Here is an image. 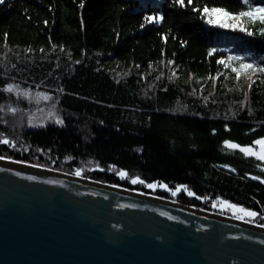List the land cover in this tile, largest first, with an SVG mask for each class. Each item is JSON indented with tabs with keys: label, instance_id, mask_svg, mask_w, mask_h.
Instances as JSON below:
<instances>
[{
	"label": "trees",
	"instance_id": "trees-1",
	"mask_svg": "<svg viewBox=\"0 0 264 264\" xmlns=\"http://www.w3.org/2000/svg\"><path fill=\"white\" fill-rule=\"evenodd\" d=\"M171 4L2 0L0 103L15 97L12 108L29 113L33 125L47 122L23 128L21 136L36 152L0 144V156L66 173L85 165L88 178L108 184H122L115 173L126 170L148 183L186 185L204 199L181 193L182 202L223 198L260 213L256 222L264 223V183L252 179H264V162L224 145L252 146L264 138V73L242 70L237 77L232 68L240 62L216 63L241 56L264 66V24L246 23L255 33L250 37L209 25L202 12L191 11L207 6L238 13L246 10L243 0ZM156 11L163 16L159 24L139 27L143 15ZM8 84L37 87L52 99L36 106L19 97L26 108L3 91ZM49 106L62 125L43 110ZM2 131L0 138L10 140Z\"/></svg>",
	"mask_w": 264,
	"mask_h": 264
},
{
	"label": "water",
	"instance_id": "water-1",
	"mask_svg": "<svg viewBox=\"0 0 264 264\" xmlns=\"http://www.w3.org/2000/svg\"><path fill=\"white\" fill-rule=\"evenodd\" d=\"M12 161L0 160V264H264L256 224Z\"/></svg>",
	"mask_w": 264,
	"mask_h": 264
},
{
	"label": "snow or ice",
	"instance_id": "snow-or-ice-1",
	"mask_svg": "<svg viewBox=\"0 0 264 264\" xmlns=\"http://www.w3.org/2000/svg\"><path fill=\"white\" fill-rule=\"evenodd\" d=\"M2 2V0H0ZM194 0H187V5L185 4V0H172L171 7L179 6L180 8H186L188 5H193ZM243 4L246 5V10H241L238 13H231L226 11L224 8L221 7H212L209 8L207 6H203L202 8L199 7H192L191 11L193 12H202L205 16L208 17L207 23L209 25L219 27L222 29H227L231 31H239L245 33L247 36H254L255 33L250 31L247 27H245L246 23L249 22H256L259 21L261 24H264V5L258 2H250V0H243ZM83 2H81L80 7L82 8ZM163 19L162 14L159 11H156L154 15L152 14H145L142 16V23L139 27L144 28L146 24L155 23L159 24ZM46 23V22H45ZM261 36H264V28L260 30L259 33ZM163 34H161V39H163ZM216 50L214 48H209L208 53L212 54ZM226 61H238L239 68H232V71L236 73L237 77H239L242 70H250V71H259L264 73V66H256L253 63L244 62V58L241 56H228L226 58H218L216 63L219 65H223L224 67H230L229 63ZM76 63H79L77 61ZM173 61L169 60L168 64H172ZM14 86L12 84H8L3 91L12 92ZM25 98L30 97V93L28 90H24ZM17 95L19 96L20 93L18 92ZM45 99H52L51 96L45 95ZM2 110V108H0ZM10 111L15 113L17 111L16 108H10ZM49 118H54V123L57 125H62L64 122L62 119L56 116L55 112L48 113ZM28 125L31 127H38L44 125H33L31 116L28 119ZM0 144L8 145L10 147H15V144L7 138H0ZM255 145L259 146V151H254V149L250 146H241L240 144L225 141L224 145L227 148L232 150H238L239 152L245 154L246 156H255L257 160L264 161V138L256 139L254 141ZM6 157L0 156V160H4ZM13 163H25V161L14 160ZM31 167H43L39 164H33ZM103 171L104 169H99ZM0 171H5V169H0ZM82 169L77 168L73 173L76 177H82ZM16 175H20L19 172L15 173ZM120 179H130V183L133 185L142 184L145 185L149 189L155 190L157 187L161 188L164 191H168L171 193L173 197L178 196L180 193L186 194L188 197H195L196 199H204V197L197 195L194 191L189 190L188 186L186 185H175L173 188H170L167 184L152 182L148 183L144 179L140 177H129V174L126 170H119L117 173ZM29 179H34V177H29ZM252 179L260 180L261 183H264V179H261L259 176H253ZM46 183H57L56 181H45ZM115 186V185H113ZM218 199L219 205L223 206L224 208L231 209L233 212V216L237 220H244L247 223L255 224V219L260 215V213L256 211H252L250 209H246L243 206H238L237 204L231 203L224 199ZM213 207H217V202L213 201ZM161 215L168 216L167 213H161ZM169 219H175L174 217L168 216ZM259 228H264V223H259L255 225Z\"/></svg>",
	"mask_w": 264,
	"mask_h": 264
},
{
	"label": "rangeland",
	"instance_id": "rangeland-1",
	"mask_svg": "<svg viewBox=\"0 0 264 264\" xmlns=\"http://www.w3.org/2000/svg\"><path fill=\"white\" fill-rule=\"evenodd\" d=\"M24 90H28V92L30 93V97L26 98V99L32 101V102L29 103V105L30 104H34V105L37 106V105H39L42 102H45V101L48 102L49 101L48 99H45V95L44 94H39V89L37 87L36 88L35 87H30V88H27V89L26 88H21L20 90L14 88L12 93L17 97V99L20 101V103L22 105H24L26 108H29V107L27 105V102H25L23 100V99H25ZM18 92L20 93L19 96L17 95ZM8 94H10V93H8ZM47 95L50 96L49 93H47ZM19 97H22L23 99L19 98ZM9 100L8 101H4L3 103H0V108H2V110H0V122L3 124L2 125L0 123V125H2V128L4 129V131L6 133L5 135L8 138H10V140L13 142V144H15L14 148L17 147L20 150L23 149V151L28 150V151L36 152L34 150V148H35L34 146L35 145L32 144V143L28 144L27 141L21 136L22 132L24 131L23 128H26V125H28V121H27L28 117H27V115L29 113L24 112V111H20V110H17L15 113H13L12 111H10V108H12L14 106V103H12V102H16V98L12 97V99H9ZM39 109L41 110V106L39 107ZM43 110L48 111V113L49 112H55V110H53L51 106H49L47 109L44 107ZM38 115H40V114H38ZM46 122L47 121L40 120L36 124L37 125H43ZM0 131H2V130H0ZM4 131H2V132H4ZM2 138H4V137H2ZM250 147H252L254 149V151H259V146L258 145L254 144V145H252ZM252 157H255V156H252ZM6 158H8V157H6ZM8 159H12V158H8ZM12 160H14V159H12ZM25 163H27V162H25ZM27 164H31V163H27ZM88 164H90V163H88ZM31 165H33V163ZM42 168L47 169V167H45V166H43ZM88 168H91V167H88V166H85V165L80 167V169L83 170L82 171V178L90 179V178L87 177V172H86V170H88ZM54 171H56V170L54 169ZM58 172H61V171H58ZM62 173L74 175L73 173H66V172H62ZM116 177L119 178L117 174H116ZM90 180H92V179H90ZM93 181H95V180H93ZM119 181H123L128 186H124L123 182H121L123 185L122 184H118V185L117 184H109V185H115V186H118V187H121V188H125V189H129V190L141 192V193H144V194H148V195L156 196V197L163 198V199H166V200H170V201H173V202H177V203H181V204H184V205H188V206H191V207H194V208H198V209H201V210H205V211H208V212H211V213H215V214H219V215H222V216L234 218L232 210L224 208L223 206L219 205L217 198L213 200V201L217 202V207H213V201L210 202V203H206V204L202 203V204L198 205L195 202L189 203V202H182V201L178 200V196L181 193L178 196L173 197L170 192L164 191V190H162L159 187H157L155 190H153V189L147 188L145 185L136 184V186L138 187V188H136L135 185L130 183V179H120L119 178ZM97 182H100V181H97ZM101 183H105V182H101ZM157 183H160V182H157ZM161 183H163V182H161ZM105 184H108V183H105ZM163 184H165V183H163ZM170 188H173V187H170ZM184 196L186 197V199H189V200L194 198V197H188L186 194H184ZM219 199H223V198H219ZM224 200H226V199H224ZM227 201H229V200H227ZM229 202L234 203L232 201H229ZM234 204H236V203H234ZM237 205L241 206L239 204H237ZM240 221L245 222L244 220H240ZM250 224H252V223H250ZM255 224H259V223L256 222V219H255Z\"/></svg>",
	"mask_w": 264,
	"mask_h": 264
},
{
	"label": "bare ground",
	"instance_id": "bare-ground-1",
	"mask_svg": "<svg viewBox=\"0 0 264 264\" xmlns=\"http://www.w3.org/2000/svg\"><path fill=\"white\" fill-rule=\"evenodd\" d=\"M48 169V168H47Z\"/></svg>",
	"mask_w": 264,
	"mask_h": 264
}]
</instances>
